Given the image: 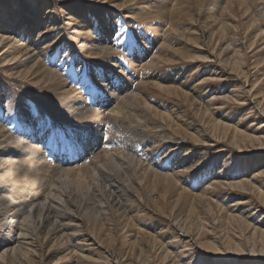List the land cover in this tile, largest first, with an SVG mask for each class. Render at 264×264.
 <instances>
[{
    "label": "bare ground",
    "instance_id": "obj_1",
    "mask_svg": "<svg viewBox=\"0 0 264 264\" xmlns=\"http://www.w3.org/2000/svg\"><path fill=\"white\" fill-rule=\"evenodd\" d=\"M58 1L64 22L75 27L72 30L74 41L81 36L79 42L86 40L91 47L90 54L96 58H100V52L103 56L116 52L105 43L109 38L112 19L117 15L122 17L117 23L130 19L155 28L162 22V26H168V29L164 31V39L159 36L152 41L144 38L149 44L154 42V46H157L154 58L148 59L146 66L149 72L144 78L137 76L130 81H119V87L108 89L112 91L102 90L108 86L109 81L98 79L88 82V79H79L83 86L87 82L86 86L80 87L76 82L67 84L54 69L45 66V52L50 49V45L59 44L60 39L55 36L49 39L41 30L35 39L32 38L38 27L34 24L35 10L45 6V0H26L22 4L14 0L0 1V71L15 79L14 83H30L50 90L64 109L65 119L74 118L80 122L77 126L85 129L79 140L86 146V153H96L89 164L83 162L77 168L51 166L37 152L34 158H26L29 156V146L23 139L42 138L41 125L36 129L40 119L15 120L16 117H7L1 109L0 156L10 153L14 157L0 162V184L3 187L8 184V188L15 186L17 192L11 199L16 198L17 201L10 203L11 209L0 210V216L8 220L0 225V229L4 227V231H7L0 235V244L3 245L0 264H11L15 259H20L22 264H47L55 259L65 261L63 264L73 260L85 264L83 258L91 256H79L76 260L71 253L77 254V248L85 251L86 247L89 254H94L89 245L95 244L98 245L96 250H100V255L104 251L117 260L124 257L128 248H134V254L141 258L148 257L147 244L155 249L154 256L161 258L167 255V250L163 249L160 240L167 235L174 237L170 243L165 244L172 247L179 240L172 226L164 221V215L170 217L177 228L187 222V231L182 234L199 249L210 253L208 257L222 254L209 241H203L199 234L194 235L193 229L197 231L199 226L206 233L203 221L206 213L221 209L222 220L230 221L228 224L233 220L232 223L249 230L252 221L247 220L254 219L244 215V211L235 212V209L249 206L251 198L244 195L251 193L264 205L263 182L259 178L264 174V169L252 175L254 181H227L232 172H248V169L256 166L257 160L250 163L248 158H244L239 162L242 163L239 169L228 172L226 168L224 172H217L211 170L210 162L201 159L203 151L214 146H223L220 151L225 148L234 149L238 153L242 149L250 151L256 147L264 148V135L252 136L244 127H240L245 125V113L235 117L232 113L226 114L225 109L222 110L228 102L245 104L246 100L252 98L256 99L254 106L264 111V86L260 87L254 79L247 84L252 75L248 76L243 70L254 63V68L264 74V26L257 22L260 15L264 16V0H81L83 3L92 2L91 6L97 7L96 13L92 15H89L87 6L75 0ZM49 8L53 11L54 6ZM49 18L52 17L49 15ZM75 18L76 21L70 23ZM97 22L96 29L103 34L100 42L90 34ZM18 36L30 38V42H17ZM41 37L44 39V49H39ZM252 47H260L255 53H260L261 57H256L246 65L245 50ZM142 50L139 48L136 53ZM251 58L253 54L248 59ZM93 61L97 65L105 63L103 59L96 61L94 58ZM203 63H213L215 67L211 69L204 66L198 77L196 71L191 69H197ZM191 65L192 68L186 67ZM227 81L234 88L232 95L221 96L216 92L219 97L211 95L209 98L210 92L217 90L219 83ZM247 85L250 88L247 89ZM93 87L104 93L97 92V97L88 98V106L82 92L93 90ZM5 96H0L2 101L8 99ZM255 115L251 116L255 119ZM252 125L253 121L248 126ZM103 127L112 134L104 144V149L97 151L94 150L98 145L95 141H99L96 132ZM34 147L32 149H36ZM45 149H50V146L46 145ZM65 164L63 162L61 166ZM51 167L55 168H52L54 172L48 174ZM61 172L65 173L61 175ZM48 179L53 181L51 184L54 192L49 191L50 194L40 189L46 186ZM56 182H59L58 185ZM66 182L71 188H67V191ZM255 182L259 185H254ZM20 190L28 192L22 194ZM29 190L34 194L30 195ZM235 194L241 195L235 203L228 205L224 202L223 199ZM83 208H91L95 215L92 216L85 209L81 213ZM9 211L12 213L8 215ZM263 225L264 219L260 226ZM73 228L79 229L76 235L82 244L72 242L74 235L69 230ZM254 232L264 234V231L257 229ZM113 249L123 254L118 258ZM241 250V254H237L239 257H264V251Z\"/></svg>",
    "mask_w": 264,
    "mask_h": 264
},
{
    "label": "rangeland",
    "instance_id": "obj_2",
    "mask_svg": "<svg viewBox=\"0 0 264 264\" xmlns=\"http://www.w3.org/2000/svg\"><path fill=\"white\" fill-rule=\"evenodd\" d=\"M14 1L17 2L18 4L19 3L22 4L26 2V0H14ZM75 2L82 4V6L83 5L87 6L89 15L96 13L97 7L91 6L92 2L83 3L81 0H75ZM45 3L46 5L41 8L42 10L40 8L35 10L36 20L34 21V24L38 27H37V30H35V32L33 31L34 33L32 35V38L35 39L37 37V34L39 33L38 31L41 30L40 32H42L44 35L47 34V37L48 38L50 37L49 39L53 38L54 36L55 38L60 39L59 44L57 43L55 45H50V49L47 52H45V57L43 61H45L46 64L45 63L44 64L46 67L54 69V71L58 73L60 76H62L63 80L69 85H72L74 82H76L80 84V87H84L86 86L88 81L90 80L96 81L98 79V81H109L108 86H105L104 88H102V90L104 89L105 91H112L108 89L110 87H119L120 85L119 81H126L127 79H128L127 81H130L134 78H137V76L140 79L144 78L146 74L149 72L148 67L146 66L147 62L152 57L154 58V55L157 53V46H154L155 43L153 42V44H149L147 41L144 40V38L145 39L150 38V40L152 41L154 37L159 36L160 39H164V37L166 36L164 31L168 29V26H164V25L162 26L163 24L162 22H160V24L158 23L157 25L153 23L152 25H156L155 28L151 26H146V24H143L142 22H138V23L132 22L130 19H127L128 21L121 20L122 21L121 23H117V20L121 19L122 17L118 16L116 14L117 12H115L114 14L117 15V17L115 19H112L113 23L110 26V31H109L110 33H108L109 38H107L105 44L110 45L111 49L114 48L113 50H115L116 52L112 51L114 53L110 56H103L100 52L99 54L100 58H96L94 57L93 54H90L89 49H91V47L90 45H88V42L86 40L79 42L81 40V36H78L76 42L74 41L72 30L75 29V27L72 25H67L66 22H64L65 19L61 13L62 7L60 6V1L45 0ZM51 6H54V8H52L53 11L49 8ZM25 13L26 12H24L23 14ZM49 15L52 18H49ZM90 17L91 16H87V18H90ZM81 20H84V19L82 18ZM75 21H76V18L73 19L70 23H74ZM257 22H259L261 25L264 26V16L260 15V18ZM97 25H98V22L96 23V26L91 29L92 33L90 34L95 36V38H97L96 40L100 42L101 40H103L101 36L103 34L101 33L99 29L98 30L96 29ZM181 27L182 26H180V29ZM151 28L153 29V31ZM46 31H49V32H46ZM118 31L121 34L118 33ZM138 31L141 33H138ZM115 33H118V34H115ZM43 37L40 38L41 42L39 43H42V44L39 46V49L40 47L44 49L43 48L44 47ZM18 38L19 39L17 40V42L24 41L25 44H28L30 42V38L25 39L22 36H18ZM112 38H114V40ZM35 43H37L36 40H35ZM78 45H82V47L79 48ZM120 45L123 46V49ZM115 46L117 48L119 46L120 48L117 49L115 48ZM142 47L144 50H142ZM139 48H141L142 52L138 54V52L136 53V50ZM258 48L254 49V47H252V48H247L245 50L247 53H246V62L244 64L249 65L253 61V59H255L256 57L258 58L261 57L260 53H255ZM132 51H134L135 54ZM252 54H253V58L248 59ZM46 58L49 61L46 60ZM94 58L96 59V61L103 59L105 60V63L103 62L102 64L99 63V65H97L95 61H93ZM113 62L115 63V65H113L114 64ZM204 66L211 68V69L215 67L213 63H210V64L203 63L201 64V67H198L197 69L193 68L191 69V71L195 70L196 76L199 77L200 75L199 73L201 69L204 68ZM186 67L192 68V65L186 66ZM62 68L63 70H61ZM79 69L82 70V73ZM243 70L247 72L248 76L252 75L250 77V80L247 82V84L252 83L254 79V81H257V84L260 85V87L264 86L263 85L264 84V81H263L264 74H262L261 71H257L254 68V63L253 64L251 63V65L243 68ZM95 72L96 73L98 72V74L100 73L99 74L100 76H96L98 74H96ZM101 72L104 74H101ZM79 79L80 81H86L87 79L88 80L87 82H85L83 86V84L79 82ZM13 81H15V79H11L10 77L3 75L2 72L0 71V96L6 94L5 99L6 97L8 98L6 99V101L5 100L2 101L4 96L3 98H0V111L2 109L1 112L6 113L7 117H12V118L18 117L17 119L14 118L15 120H18L21 118L25 119L24 121H29L32 118L40 119L39 120L40 124L37 125V127L38 126L39 127L38 128L36 127V129H39L40 125L42 128V130L40 128V136L42 137L41 139L39 137L36 139L35 138L33 139L28 138L25 140L23 139V142H27L28 143L27 146H29L27 147V151H29V156H27L26 158H31V157L34 158L37 152V155L39 154V156L45 157L46 160L49 163H51V166L55 165L59 168H68V166L69 167L73 166L74 168H77V167H80L83 162L84 164H89L91 160L93 159L94 154L96 153H91L90 155L89 153L87 154L86 146H83L84 143L81 144L79 139L81 138V135L82 133H84L85 129L77 126V124H80V122L74 118L65 119L64 117L65 113H63L62 111L64 109L61 108V105L58 104L59 101L57 100V98L47 88L34 86V85H31L30 83L17 84V83H14ZM247 86H246L247 89L250 88V85H247ZM91 90L92 89H87L84 92H82L83 100L87 102L88 106H89L88 98H92V96L97 97V94H96L97 92L100 94L104 93V92H99L101 89H96L95 87H93L92 91ZM232 90H234V88L231 82L227 81L223 84L219 83L217 85V90H212L210 92L211 94L209 98L211 97V95L212 96L217 95L218 97L220 95L229 96ZM216 92H218V94L220 95L216 94ZM206 99H207L206 97L203 98V100L205 101ZM255 100L256 99L249 98L248 100H246L245 104H241L240 102H238L237 104L233 102H228L226 105H224L222 110L225 109L224 112L226 114L232 113V115L235 117H239L238 115L239 113H242V114L245 113V116L247 117L243 123L245 125L243 126L241 125L240 127H244V129L247 130L252 136H259V135H264V111L262 112L259 108H256L254 106ZM98 102L96 104H98ZM2 104H3V108H2ZM250 106L253 107L251 112H250V108H251ZM240 110H242V112H240ZM250 114L251 115L256 114L255 115L256 118L254 119ZM252 121H253V125L251 127L248 126L250 125V123H252ZM87 132L89 131L87 130ZM111 134L112 132L108 131L106 127L105 128L103 127L102 129H98V132H96V139L99 141H95L96 143H98V145L94 148V150L98 149L97 151H102L104 149V146L106 145L105 144L106 141H108L109 138L111 137ZM50 137H52L51 140H50ZM85 137H87L86 134H85ZM53 139H54V142L52 141ZM38 141L40 144L38 143ZM57 141H60V142H57ZM73 144H77V145H73ZM46 145H49L50 149L46 150L45 149ZM30 147L31 149L34 147L38 149V151H36V149L28 150V148ZM221 148H223V146H214V147H209L203 151V156L201 160L210 162L211 170H215L217 172L219 170L220 171L222 170L224 172L226 168H228V172L237 170L240 167H242V163L240 164L239 162L243 160L244 158H248L250 163L255 162L254 160L258 161V162L256 161L255 163L256 166L252 167L250 170L249 169L247 170L249 173L248 172H245V173L232 172V174L228 176L227 181L230 179L231 180L250 179L251 181H254L253 179H251L252 175L264 169V148L257 149L256 147L253 150L249 149L250 151H243L242 149L241 151H239V153L234 149L227 150L225 148L224 150L220 151ZM58 149H62V150L60 151ZM78 149L82 152L80 153ZM44 152L46 153L44 154ZM76 152L77 153L79 152V153L77 154ZM8 154L6 156H0V162L9 160L8 158L10 157L11 159L14 157L12 154H10L9 156ZM88 156L91 158H89ZM84 157L86 158L83 159ZM79 159L80 160L82 159V161H80ZM62 160L64 163H66L63 166H61L63 163ZM59 161H61L62 163H59ZM52 168L55 169L54 167H51V169ZM53 169L48 171V174L50 172H54ZM64 173L65 172H61L60 174L63 175ZM259 178L263 182V185L261 186H262V190L264 191V174ZM52 180L55 181L56 178H53ZM47 181H49V179ZM47 181L45 182L46 186L42 188L40 187V189L45 191L46 194L47 193L50 194L49 191L50 192L53 191V185L51 184L53 181L52 182L49 181L48 183ZM56 183L58 185L59 182H56ZM254 185H259V184L258 182H255ZM65 187H66V191L68 190L67 188L71 189L70 184L68 182H66ZM223 187L226 188V185H224ZM20 191L22 192V190ZM26 191L27 190H24L25 193L28 192ZM30 191L31 190H29V192ZM16 192L17 191H16L15 186L13 187L11 186L10 188H8V184L6 186L4 185V187L2 184H0V210L1 211H4V210L6 211L7 209H11L9 208V206L11 205L10 203L17 201L16 198L13 200L11 199ZM24 192H22V194H25ZM32 193L34 194L33 191H31V193L29 194L31 195ZM244 196L250 197L252 203L249 206H241V208H237L239 205L235 206V208H237L235 209V212L244 211L245 212L244 215H247L250 218L254 219V220H251V219L247 220L248 222L252 221L251 222L252 226L250 227L249 230H246L243 226H240L236 223H232L233 220L231 221V224H228V222H230L228 220H222L221 216L223 215V212L221 209H215V211L213 212L206 213V216L204 217V220H203L206 226V233L199 226H198L197 231L193 229V227H191L194 231L193 233L194 235L196 236L200 235L203 241H209L212 247L218 249V251H221L222 254L214 253L215 255L208 257L210 256V253L208 254V252H206L205 249L204 250L199 249L198 246H196L195 244L192 243V241H190L189 238H187L186 236L182 234V232L187 231L186 229L188 228V225H189L187 222H185L182 225V227L177 228L176 225L173 223L174 221L170 217L164 215L163 216L164 221L167 224L172 226L174 235L179 239L177 242L173 243L175 245L174 247L170 245H165L167 242L170 243L174 239V237L167 235L165 236L163 240H160L162 242L163 249L166 248L167 250V255L164 257L156 258L154 256L155 249L154 248L152 249V247L148 246V244L146 245V249L149 250V255L148 257H146L147 259L141 258L137 256L136 254H134V248H128L124 254V257L121 258L120 260H117L116 257L108 256V254H106L104 251H101L103 255H100L99 254L100 250L99 251L96 250V248L98 247V245L96 244L89 245V249H93L91 250V252L94 254H89L86 251L87 248L85 247L84 248L85 251H81L79 248H77L78 249L77 254L74 253L73 255L71 253V255L76 260L79 259V256H84V257L91 256L90 258H86V257L83 258V262L85 264L86 263H89V264H119V263L120 264H264V257L262 258L256 255L239 257L237 255V254H241L239 253L241 249H243L241 251L245 250V251H250V252L264 251V250H260V248L264 249V234L254 232L256 229L264 231V225L260 226V224L262 223V219H264V205L258 200L255 194L251 193V194H246ZM244 196L242 198H244ZM238 197L240 198L241 195L235 194L233 195V197L231 198L227 197L223 200L228 205L230 204L232 205L233 203H235L234 201L238 199ZM45 198H47V196ZM83 199L84 197L82 198V200ZM84 209L85 208L82 209L81 213H84ZM85 211L87 213L88 212L92 213L91 208H89V210L86 208ZM11 213L12 211H9L8 215ZM93 215L95 214L92 213V216ZM0 219H2L0 225L5 223V221H8V220L3 219V216H0ZM253 226H257L259 228L254 229ZM78 231L79 229L73 228L69 230V233H71V235L72 234L74 235L71 238L73 239L72 240L73 243L82 244L83 242H81V240L78 239V235H76ZM6 233L7 231H4V227L0 229V235H4ZM220 233L222 234V236H220ZM211 236L212 238H210ZM224 240H228L229 242L227 243ZM130 241L132 240H129V242ZM77 247H80V245H78ZM2 250H3V245L0 244V252ZM113 251L116 253L118 258L120 257V255L123 254V252H119L117 249H113ZM44 253L46 254V250ZM156 253L158 254V252ZM227 253L228 255H226ZM243 254L247 255L246 253H243ZM205 257H208V259H205ZM64 262L65 261L63 260L56 261L55 259L54 261H50L47 264H63ZM70 262L68 264H78L77 261H74V260L73 262L72 261ZM11 264H22V261L20 259H15L11 262ZM43 264H46V263L44 262Z\"/></svg>",
    "mask_w": 264,
    "mask_h": 264
}]
</instances>
